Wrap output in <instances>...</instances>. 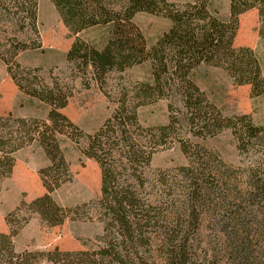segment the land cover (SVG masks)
<instances>
[{
  "label": "rangeland",
  "instance_id": "374dc122",
  "mask_svg": "<svg viewBox=\"0 0 264 264\" xmlns=\"http://www.w3.org/2000/svg\"><path fill=\"white\" fill-rule=\"evenodd\" d=\"M145 1L101 0L114 21L76 28L65 0H0V241L26 264L83 251L161 264L186 243L237 264L236 238L264 264V0ZM218 28L221 44L195 55ZM75 46L118 53L95 70ZM31 81L66 95L54 143L17 130L52 124ZM96 135L115 142L111 156ZM112 172L129 228L105 189Z\"/></svg>",
  "mask_w": 264,
  "mask_h": 264
},
{
  "label": "trees",
  "instance_id": "16d2710c",
  "mask_svg": "<svg viewBox=\"0 0 264 264\" xmlns=\"http://www.w3.org/2000/svg\"><path fill=\"white\" fill-rule=\"evenodd\" d=\"M70 1V2H69ZM132 6H130L131 10H139V9H144V5L146 4L145 0H130ZM200 1H204V0H200ZM66 3V9H67V13L69 15V18L71 20V24L75 25L76 28H82V27H86L90 24H94L97 21L99 22H109L110 20L114 21L113 19H111L109 17V14H106L105 9H103L102 7V2L101 0H97V4H92L91 1H87V0H65ZM128 14V12H127ZM97 15H99L98 17H100V20H96L95 18L97 17ZM111 22V21H110ZM115 23V22H113ZM116 25H120L119 23H115ZM120 27V26H119ZM118 32L120 33L118 38H121L124 32H122V30L120 31V29L118 30ZM226 32V30L218 28L215 31V34H210L208 33L205 34L207 40H206V44H203V38L200 39V41H198L196 44L198 45H194L193 47V53L195 55H197L200 51H204L202 53H205V50H207V41H209L211 43V46H213V44L215 43H220L222 42L223 39V35ZM127 36V34L125 35ZM231 37H229V39H227L226 41L229 42ZM126 39V38H125ZM231 42V40H230ZM229 42V45H230ZM214 44V45H215ZM135 45V44H134ZM84 47H87L86 45H83ZM221 46V45H220ZM76 46L73 48V53L75 57H78L79 54H82V59L84 61H86L87 59H89L90 57V61L92 60L93 62V66L95 67V70H103V68H108L111 66V61L109 60L111 56L115 55V52H112L111 48H106L104 52L102 53H97L94 51H90L87 48H84V50H75ZM123 48V49H122ZM122 51H126L125 53ZM122 55L124 56H130L127 55L131 52H135L136 53V49L133 48V46L130 48V46H128L127 44H125V47L121 46V51ZM249 52H247L245 54V56L247 57V60H249V64H251V66H254V61H252V59L250 58V54H248ZM135 55V54H133ZM96 56V58L91 59V57ZM98 59L97 62H95L94 60ZM88 62V61H87ZM28 89H30L32 91V93H30L32 96L40 99L41 101H44L48 104H50L52 107H54V111L49 113V117L50 120H52V124H46L43 123L42 124V129L39 128V124L38 121H29L26 122L24 119H20L17 120V123L19 122L18 125V132H27V134L32 133V135H34V133L37 132V136L40 137V139L43 141H45V145H47L48 141H52L54 143L55 138L54 135L56 132H62L63 128H62V122L65 121V117H63L62 115L58 114L57 112H55V109H57L58 107H61L65 104V99H66V95L61 91V87H59L58 84H54L53 87H46V86H41V87H36L34 85V82H28L27 83ZM258 87H263L261 86V83L258 85ZM32 123V124H31ZM34 123V124H33ZM33 125L35 128H33ZM41 129V130H40ZM58 129V131L56 130ZM36 130V131H35ZM247 131V132H246ZM246 133H248L249 136H252L255 134L256 129L248 126L246 128ZM31 139V138H30ZM92 140H89L91 147H93L95 149V152L98 151H102V153H105V155L107 156H111L110 153L112 154V150L115 149L116 144L114 141L112 140H107L106 143L104 144L101 140L99 135H96L94 138H91ZM107 168V167H106ZM113 172L110 174H105L104 173V179L106 180V190L109 192V187H115V183H118L115 181V173L114 175H112ZM113 195L114 196V200L118 201V205L116 208L113 209V215H115L117 218L120 219H124L126 217V209L125 207H123V198L122 195H120L119 193L121 192H116L115 188L113 189ZM121 191V190H120ZM107 192V194H108ZM112 195V196H113ZM48 199V198H47ZM46 201V200H45ZM122 202V203H121ZM137 203V202H136ZM132 208L135 205V201H133L132 204H129ZM51 206V205H50ZM53 207V206H52ZM49 210L50 208L47 207ZM54 210V207H53ZM125 220V219H124ZM124 223H126V225H129L128 228L130 227V223L128 221H124ZM0 238L3 239H7L4 238L3 236L0 235ZM7 241V240H6ZM245 238L243 239H237L235 240L233 246H234V252L236 253V257L238 258L237 261H239L237 264H253L249 262V259H251L249 257V247L245 242ZM194 245V244H193ZM193 245H189L186 243L185 247L182 248V250L178 253H172L169 255H166L165 257H163L162 263L161 264H217L215 256H207V255H201V254H197L196 249L194 248ZM29 255L28 254H16L15 252H13V250L10 248V244L9 242H1L0 241V261L4 258H8L9 264H26L27 262H29ZM50 261H52L50 259ZM53 264H157L155 263L153 260H151V258H137V259H132V260H126V261H120V262H114L111 261L110 259L106 258L103 255H99L96 252H92V251H83V252H78V253H73V254H65L62 258H60L58 261H53Z\"/></svg>",
  "mask_w": 264,
  "mask_h": 264
}]
</instances>
